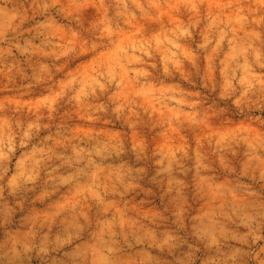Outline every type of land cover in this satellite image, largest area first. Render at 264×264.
Instances as JSON below:
<instances>
[{"label":"rangeland","instance_id":"rangeland-1","mask_svg":"<svg viewBox=\"0 0 264 264\" xmlns=\"http://www.w3.org/2000/svg\"><path fill=\"white\" fill-rule=\"evenodd\" d=\"M0 264H264V0H0Z\"/></svg>","mask_w":264,"mask_h":264}]
</instances>
